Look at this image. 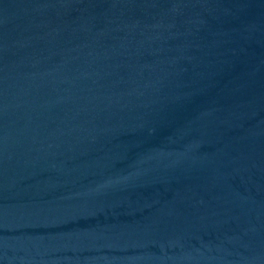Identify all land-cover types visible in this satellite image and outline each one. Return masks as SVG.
<instances>
[{"label":"water","instance_id":"water-1","mask_svg":"<svg viewBox=\"0 0 264 264\" xmlns=\"http://www.w3.org/2000/svg\"><path fill=\"white\" fill-rule=\"evenodd\" d=\"M0 264H264V0H0Z\"/></svg>","mask_w":264,"mask_h":264}]
</instances>
